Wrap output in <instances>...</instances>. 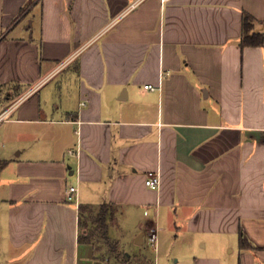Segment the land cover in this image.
Returning a JSON list of instances; mask_svg holds the SVG:
<instances>
[{
  "label": "crops",
  "instance_id": "obj_1",
  "mask_svg": "<svg viewBox=\"0 0 264 264\" xmlns=\"http://www.w3.org/2000/svg\"><path fill=\"white\" fill-rule=\"evenodd\" d=\"M244 13L264 35V0H0V264H264V46H240ZM80 204L108 207L101 248Z\"/></svg>",
  "mask_w": 264,
  "mask_h": 264
},
{
  "label": "trees",
  "instance_id": "obj_2",
  "mask_svg": "<svg viewBox=\"0 0 264 264\" xmlns=\"http://www.w3.org/2000/svg\"><path fill=\"white\" fill-rule=\"evenodd\" d=\"M253 21L254 19L251 15L247 13L243 14L242 36L240 41L242 48L246 46H264V35L253 31ZM108 215L109 210L106 205L101 206L98 215H93V210L90 206L80 204L78 206L79 223L86 231L84 236L79 237L80 242L92 243L93 239L99 235L102 240H107ZM239 241L240 248L246 249L248 247V241L242 233H240Z\"/></svg>",
  "mask_w": 264,
  "mask_h": 264
},
{
  "label": "built area",
  "instance_id": "obj_3",
  "mask_svg": "<svg viewBox=\"0 0 264 264\" xmlns=\"http://www.w3.org/2000/svg\"><path fill=\"white\" fill-rule=\"evenodd\" d=\"M145 88L149 89V90H155V87H153L151 85H146ZM0 121H1V118H0ZM77 153L78 152L74 151V150H69V152H68V154L71 155V156H74V155L76 156ZM145 184L150 189L157 190L159 188V186H160L159 174L157 172H154V171H149L147 173V175H146ZM64 198H65V201L68 202V203L77 204L78 188L76 186H74V185H69L64 191ZM148 244H149V246L152 249L157 251V248H158V235H157V232L154 229H150L149 230Z\"/></svg>",
  "mask_w": 264,
  "mask_h": 264
},
{
  "label": "rangeland",
  "instance_id": "obj_4",
  "mask_svg": "<svg viewBox=\"0 0 264 264\" xmlns=\"http://www.w3.org/2000/svg\"><path fill=\"white\" fill-rule=\"evenodd\" d=\"M62 76H63V75H62ZM61 78H62V77H61ZM61 78L59 79L60 81L62 80ZM99 212H100V208L98 209V211L93 212V215H98ZM82 228H84V227L82 226ZM127 238H128V237H127ZM127 238L123 237V238H122V241H124V243H125L126 241H128ZM93 241L96 243V245H98V248H99V247H100V248L102 247L103 240L101 239L100 235H99V236H96V237L93 239ZM101 254H102V259H104V260H106V258H110V254H109V253L104 254V253L102 252ZM149 255H150V259L152 260V262H154V258H155V256H156L157 254H154L153 250L151 249V250H149ZM159 256H160V263H159V264H171V258H169V255H168L166 252H162V251H161V253L159 254ZM172 257H173V256H172ZM174 259H177V256H175ZM168 261H170V262H168ZM106 262H110V261H109V260H106ZM124 262H125V261H124L123 256H122V255H119V256H118V261H117V262H114V261H113L112 264H125Z\"/></svg>",
  "mask_w": 264,
  "mask_h": 264
}]
</instances>
